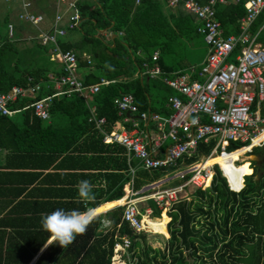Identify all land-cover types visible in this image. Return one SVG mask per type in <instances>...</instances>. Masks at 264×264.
Returning a JSON list of instances; mask_svg holds the SVG:
<instances>
[{
  "label": "trees",
  "instance_id": "trees-1",
  "mask_svg": "<svg viewBox=\"0 0 264 264\" xmlns=\"http://www.w3.org/2000/svg\"><path fill=\"white\" fill-rule=\"evenodd\" d=\"M183 1L178 0L171 6L169 0H78L76 4L81 21L75 29L80 32V38L75 43L60 42V47L62 50L76 47L91 56V63L79 58V67L84 70L80 78L84 84L96 83L101 77L112 81L102 84L96 93L86 98L77 91L53 95L49 120L37 117L30 103L56 92L53 82H48V76L49 73L60 75L62 67L50 59L48 63L33 58L26 60L4 40L0 44V92L16 84H28V77L33 81L42 78L48 82V87L36 96L10 104L12 109L19 108L16 115L0 113V149L5 151V157H21L28 161L23 165H31L33 160L34 165L38 161V168L52 166L54 171L67 168L78 170L76 172L79 173L71 175L101 179V185L93 189L97 192L96 199L88 205L98 208L115 199L123 201L124 185L129 180H132L134 190H140L145 185L174 175L202 156H209L215 144L213 140L199 142L191 155H184L175 163L147 169L136 159L129 158L124 146L103 142L101 130L89 120V106L94 105L97 116L105 118L101 125L103 131L123 126L130 128V123L122 121L123 116L118 113L116 104V100L125 93L134 96L139 111L157 112L164 116L172 112L167 105L176 91L164 79L169 73L183 70L203 58L199 55L196 61L192 60V48L200 46L204 36L197 31L194 16L183 8ZM215 10L224 35L239 30V20L245 14L242 1H217ZM262 19L261 14L252 23L253 30L259 27ZM100 30L116 35L107 41ZM260 40L264 41L262 35ZM155 51L159 56L153 60ZM154 65H158L163 73L151 76L146 72ZM246 148L251 146L231 152ZM251 153H262L264 157V143L253 147ZM4 161L1 166L8 164ZM69 165L72 167H67ZM234 165L239 169L231 173L223 168L225 165H220L219 169L215 164V174L209 187L195 188L190 200L180 198L171 206L167 213L170 216L168 236L151 230L134 231L123 218L124 204H119L105 212L112 230L106 233L97 231L103 217L99 213L84 234L63 247L55 264L67 254L71 255L69 264H84V255L89 264H111L114 234L130 238L129 264H264V162L255 165L253 171L249 160ZM131 168L134 169L133 174ZM220 170L224 176H229L232 188H236V174L241 176L244 173L243 187L239 191L230 189ZM190 174L172 177L160 187L183 183ZM146 200L152 208V215L159 216L160 208L156 203L152 199ZM58 202L68 203L69 210L84 208V205L75 203V199ZM104 210L101 207L97 213ZM30 235L25 245L7 248L4 253L0 249V264H28L50 234L36 230ZM52 256V253H43L35 264H50Z\"/></svg>",
  "mask_w": 264,
  "mask_h": 264
},
{
  "label": "built area",
  "instance_id": "built-area-1",
  "mask_svg": "<svg viewBox=\"0 0 264 264\" xmlns=\"http://www.w3.org/2000/svg\"><path fill=\"white\" fill-rule=\"evenodd\" d=\"M177 1L169 0V3L174 5ZM217 1L226 0H209L206 3H200L197 0L183 1L184 7L197 22V31L204 36L207 54L198 69L196 65H191L187 72L178 70L170 73L171 77L164 79L168 86L179 92L169 98L172 112L167 118L162 119L155 112L139 111L131 93H125L116 100L119 113H135L142 120L157 122L158 127L163 131L158 133L155 146L160 147L166 139H169L165 153L159 155L156 147H148L144 137L136 132L137 121L127 116L123 118V122H130V129L123 126L120 129L113 128L109 132L102 131L103 142L123 145L127 153L137 158L144 168L151 169L175 163L184 155H191L199 142L207 143L213 140L215 144L209 157L220 154L225 159L235 149L248 145L251 148L247 152H250L253 147L264 143V139H260L257 143L250 145V142L264 130V117L260 114V104L264 101V43L259 41L264 34V0H243L245 14L239 20V30L228 35H223L221 22L216 16L214 5ZM69 6L66 27L60 25L62 15L56 14L53 29L39 35L41 43L52 46L51 56L63 64L60 75H49L50 80L55 83L56 92L36 98L30 103L34 114L42 120L50 119L49 106L53 95L77 91L80 94L84 93L86 97V91L90 94L95 93L100 85L109 82L105 78H100L99 82L84 84L77 75V54L72 50L60 49L58 37L66 33V28H75L81 19L76 3L70 2ZM261 14L263 19L259 27L253 30L252 23ZM20 17L35 24L42 22L44 18L43 15L31 11L20 13ZM8 35L9 37L13 35L12 24L8 25ZM232 53H234L233 59L228 60ZM152 58L154 60L158 58L157 51L153 53ZM146 72L156 76L161 73V70L155 66ZM41 91V82L33 81L32 78H28L26 85H13L9 90L0 92V113L12 115L19 111V108H10L11 103L25 97L36 96ZM89 108V120L100 128L105 121L104 117H97L95 106L90 105ZM237 143H241L240 146L228 149L229 146H235ZM215 164L220 169L219 163L206 165L203 162L185 171H179L180 175L187 172L191 174L185 182L172 187L143 186L140 190H134L132 180H129L122 203L125 206L124 220L136 232L152 230L143 225L138 202L143 199H152L160 209L168 212L171 206L181 198L180 193L184 191L187 184L195 188H207L211 185L215 174ZM131 173H134L133 168ZM225 177L232 188L229 176ZM243 185L242 180L239 188L232 189L239 191ZM147 211L151 213L150 209ZM130 244L128 236L120 237V241L114 245L115 253L118 252V254L113 255L112 263L119 260V252L129 248Z\"/></svg>",
  "mask_w": 264,
  "mask_h": 264
},
{
  "label": "crops",
  "instance_id": "crops-1",
  "mask_svg": "<svg viewBox=\"0 0 264 264\" xmlns=\"http://www.w3.org/2000/svg\"><path fill=\"white\" fill-rule=\"evenodd\" d=\"M77 1L78 0H0V44L4 40L11 43L14 46V48L16 49V51H17L16 53L21 55L22 57H25L26 60L30 61L33 58V59L40 60L43 63H48V59H50L51 61H55V62L59 63V65L62 67L63 64L59 60H55L51 56L52 46L50 44L41 43L39 40V35L41 33L48 32V31H51L53 29L54 22H55L54 19H55L56 14L62 15V20H61L60 25L66 27L67 18H68L69 12H70L69 3L70 2L77 3ZM84 1H90L91 2L93 0H84ZM208 1H206V2H208ZM229 1L231 2V0H229ZM239 1L243 2V0H239ZM206 2H200V3H206ZM234 2H236V1H234ZM174 5H171V6H174ZM243 5H244V3H243ZM214 7H215V5H214ZM77 8H78V6H77ZM183 8L186 11H188L184 7V5H183ZM29 11L43 15V17H44L43 21L35 24V23H31L29 21H26L20 17V13L29 12ZM80 16H81V14H80ZM80 21H81V19L79 20L78 24L80 23ZM9 24H12V26H13V35L11 37H9V35H8V25ZM75 28H73V29H67L66 28V33L63 36L58 37L59 47H60V42L64 43V44H66V43L69 44V43H75L79 40L80 32ZM100 32L103 34L104 39L107 41L108 40L111 41V39L114 38L116 35L115 33L108 31V30H100ZM232 33H234V32H232ZM262 36L264 37V34ZM259 41L261 43H264V41H262L260 39H259ZM40 43L42 45H45V47L41 46ZM39 45H40V47H39ZM113 45L114 44L112 43L111 46H113ZM60 49H61V47H60ZM67 50L74 51L78 56L77 75H78L79 79L81 80L80 77H81L82 73L84 72V70H82V68L79 67V58L81 57L82 59L86 60L88 63H91V56L85 51H79V49L76 47H72V48L67 49ZM158 56H159V53H158ZM191 65H196V67L198 69L197 63L191 64ZM191 65H189L188 67L183 69V71L187 72L189 70L188 68ZM155 66H158V65H154L153 67H155ZM153 67H151V68H153ZM151 68H149V69H151ZM161 73H163L162 70H161ZM50 74L51 73H49V75ZM160 74H157V75H160ZM51 75H53V74H51ZM53 76H55V75H53ZM171 76L172 75L169 73L168 77H171ZM28 78H31V77H28ZM101 78H104V77H101ZM38 81L41 82L42 91H44L45 88L48 87L47 86L48 82H53L54 87H55L54 81L50 80L49 76H48V82L47 83L42 78H40V80H38ZM110 81H112V80H109V82ZM55 89H56V87H55ZM173 90H175V89H173ZM83 94H81V95L84 96ZM85 94H86V97H88V95L90 93H88L86 91ZM175 94H179V92L176 91ZM263 102H261V104H260V114L262 117H264L262 115V107H261ZM91 106H94V105H91ZM167 106L169 107V103ZM17 112L18 111H16L13 114L16 115ZM95 112H96V110H95ZM149 112H151V111H149ZM118 113H119V111H118ZM124 113H119V114L122 115L123 118L125 116H127L131 119H134V120L141 119L135 113L134 114L128 113V112H124ZM151 113H154V112H151ZM155 113H157V112H155ZM157 114H159L160 116L162 115L160 113H157ZM96 115H97V113H96ZM167 117H168V115L165 118H167ZM123 118H122V121H123ZM162 119H164V118H162ZM152 121L153 120L137 121L138 129L136 132L138 135L144 137V139L148 143V147L154 148V147H156L155 146V139H156L158 133L163 131V130H161L158 127L156 121H154V122H152ZM127 123H130V122H127ZM130 127H131V124H130ZM99 129L101 130V132L103 131L101 129V127ZM127 129H130V128H127ZM102 135H103V133H102ZM169 142H170L169 139H166L160 145V147H156L159 155H163L165 153V149H166L167 145L169 144ZM262 145H260V146H262ZM126 153H127V150H126ZM127 155L129 158L130 157L134 158L133 156L129 155L128 153H127ZM253 155L254 154L252 153V156ZM255 155H256L255 157L253 156V158L249 159V165H250L252 171L254 170L255 165H258V164H261L264 162V157H263L262 153L255 154ZM202 157H203V159H206L209 156H207V157L202 156ZM134 159H136L137 162L139 163V165L142 166L137 158H134ZM4 160H6V162H8V164L5 166L0 165V249H2L3 253L5 252V250H7V248L13 249V246L19 247L20 245H25L26 242L29 240V235L32 234L33 231L41 230L42 232H44L45 230H43L42 225H41V215L42 214L50 213L51 211H53L54 209H57V208H63L65 210H69V208H68L69 205H66L68 203H61L58 201H68L70 199H75L77 197V189L75 186H76L78 181H80V180L90 181L94 186L93 189L96 186L98 187V185H101V179L99 180V179H94V177L88 178V177H84V176H80V175H71L73 173L74 174L79 173V172H76L78 170H69L66 168V170L54 171L52 166H50L49 168H38V166L36 165V164H38L37 163L38 161L34 165V162H32L33 160L31 161V163H32L31 165H23V162H28V161L21 159V157H16V156L5 157V151L0 149V163L1 162L3 163ZM253 162H255V164ZM67 167H72V166L69 165ZM243 169H244V173H245L246 169L245 168H243ZM185 170H187V169H185ZM185 170L183 169L182 171H185ZM63 174H68V175H63ZM127 182L124 185V195L126 192ZM96 193L97 192H94L95 196H97ZM124 195H123V199H124ZM119 200L120 199H117V200L115 199V201L112 200L114 202L108 203L106 205H102L100 207L97 206L98 208L95 207L96 212L101 207L105 208L104 211H100L97 213V215L99 213L103 214V217L101 219V224L97 229V231H99L100 233H106L107 231L112 230L111 221H110V219L107 218V216L105 215V212L107 210L111 209L112 207L116 206V205L122 204L124 201V200L120 201L121 202L120 203ZM145 201L147 202V200H145ZM139 209H140L141 216L149 214V211H147V209H150L152 211V208L148 205V203L143 209H141L140 207H139ZM166 217L170 218V216L167 213L164 214V216L162 218L161 217H159V218H160V220H163ZM142 218L148 219V220L150 219L147 217H142ZM155 220H157V219H155ZM166 230H167V223H166ZM164 235L168 236V233H166ZM30 236H32V235H30ZM120 237L117 236V234H114V245L116 242L120 241ZM48 238H49V236H47L44 239V242L41 244V246L38 248V250L33 253V257L28 264H35L36 261L42 256L43 253H48V252L53 254V256L51 258L52 262L50 264L56 263V261L58 259V255L63 250V247L59 246L58 243H54V244L45 246ZM114 245H113L112 257H113V255L118 254V252L115 253V250H114L115 246ZM102 247H103V245H102ZM119 254H120L119 260L114 261L113 263H112L113 258L111 257V264H116L117 262H118L117 264H129V259H130L129 248L121 250L119 252ZM82 255H83V252L79 253L78 258L81 259ZM70 257H71L70 254L65 255V257L58 264H69ZM115 257H117V256H115ZM83 258H84V262H83L84 264L90 263L89 259H87L85 255Z\"/></svg>",
  "mask_w": 264,
  "mask_h": 264
},
{
  "label": "clouds",
  "instance_id": "clouds-1",
  "mask_svg": "<svg viewBox=\"0 0 264 264\" xmlns=\"http://www.w3.org/2000/svg\"><path fill=\"white\" fill-rule=\"evenodd\" d=\"M75 187V203L84 205L83 210L57 208L41 215L42 228L50 234L45 246L58 243L61 247H67L97 219L95 208L88 206L96 199L93 184L88 180H80Z\"/></svg>",
  "mask_w": 264,
  "mask_h": 264
},
{
  "label": "rangeland",
  "instance_id": "rangeland-1",
  "mask_svg": "<svg viewBox=\"0 0 264 264\" xmlns=\"http://www.w3.org/2000/svg\"><path fill=\"white\" fill-rule=\"evenodd\" d=\"M263 35V34H262ZM198 38L201 40V36H198ZM206 54H207V44L205 43V41H203V40H201V44H200V46H194L193 48H192V60L193 61H196L197 60V57L199 56V55H203V59H202V61L199 63V62H197V65H198V68H199V66L201 67V64H202V62H203V60H204V58H205V56H206ZM233 57H234V53H232L229 57H228V60H232L233 59ZM261 107L264 109V102L262 103V105H261ZM160 117H162V118H165L166 116H164V115H161ZM137 121H142L141 119H136ZM152 122H154V121H152ZM264 125V124H263ZM236 145H238V143L236 144ZM233 146L231 145V146H229L228 147V149H231ZM248 151V148H246V149H243V151H234V152H230L229 153V155H228V158H224V157H222L221 155H219V156H216V157H214V158H212V160H211V162L212 163H219L220 165H225V164H227V165H225V166H223V168H226L227 170H229V172H231V173H233V172H235L237 169H239V168H237L235 165H234V163L235 164H238V163H242L243 161H246V160H249V159H251V158H253V156H252V153H251V151L250 152H247ZM247 152V153H246ZM239 157H241L242 159H238V160H236L235 161V159H237V158H239ZM204 159H203V157L201 158V159H199L197 162H194V163H192V164H190V165H187L186 166V168H184V170L185 169H188V168H191V167H193L194 165H196V164H199V163H203L204 161H203ZM234 160V161H233ZM233 161V162H232ZM230 162H232V163H230ZM237 173V172H236ZM244 174V173H243ZM243 174L240 176L238 173L236 174V178H238V180H239V178L241 177L242 178V180H243ZM225 177V176H224ZM226 178V177H225ZM226 180H227V178H226ZM237 179H235V185H236V188H239L240 186H241V181L239 180L238 181ZM240 182V183H239ZM230 186V185H229ZM230 189H232V188H230ZM195 187L194 186H192L191 184H187L186 185V187H185V189H184V191L182 192V193H180V196H181V198H184V197H186V199H188V200H190L194 195L193 194H195ZM147 203L148 202H146L145 201V199H143V200H140L139 202H138V206L141 208V209H143L146 205H147ZM161 211H162V209H160V213H159V216H154V215H152V213L150 214H147V215H144V216H142V217H147V218H150V219H160L159 217H160V214H161ZM166 213H168L167 211H165ZM164 214L165 213H163V215H162V217L164 216ZM161 217V218H162ZM145 227H147L148 229H151L149 226H145ZM151 231H154V230H151Z\"/></svg>",
  "mask_w": 264,
  "mask_h": 264
},
{
  "label": "bare ground",
  "instance_id": "bare-ground-1",
  "mask_svg": "<svg viewBox=\"0 0 264 264\" xmlns=\"http://www.w3.org/2000/svg\"><path fill=\"white\" fill-rule=\"evenodd\" d=\"M260 139H264V130L261 132L260 135H258V137H257L256 139H254L253 141L250 142V145H251V143H257L258 140H260ZM218 155H219V154L214 155V156H210L207 160L204 161V163H205L206 165L211 164V163H212V162H211L212 158H214V157H216V156H218ZM120 203H121V202H120ZM163 213L166 214L165 209H162V214H163ZM169 220H170L169 217H166V218H164L163 220H160V219L155 220V219H153V218L148 220V219H144V218H143V225H144V226H149L152 230H154V231H156V232H161V233L166 234V233H167V230H166V223H167ZM117 263H118V262H117ZM117 263H116V264H117Z\"/></svg>",
  "mask_w": 264,
  "mask_h": 264
},
{
  "label": "water",
  "instance_id": "water-1",
  "mask_svg": "<svg viewBox=\"0 0 264 264\" xmlns=\"http://www.w3.org/2000/svg\"><path fill=\"white\" fill-rule=\"evenodd\" d=\"M253 156L255 157L256 155L254 154ZM177 175H180V172H177V173H175L174 175H172V176H170V177H167V178H164V179H161V180L155 181V182L150 183V184L145 185V186H147V187H152V186L160 185L161 183L165 182L166 180H168V179H170V178H172V177H175V176H177ZM141 189H142V188H141Z\"/></svg>",
  "mask_w": 264,
  "mask_h": 264
}]
</instances>
